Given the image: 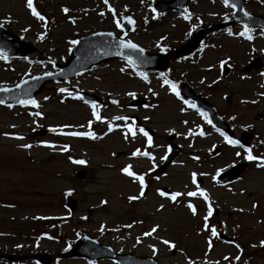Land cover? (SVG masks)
I'll return each instance as SVG.
<instances>
[{"label": "rangeland", "instance_id": "1", "mask_svg": "<svg viewBox=\"0 0 264 264\" xmlns=\"http://www.w3.org/2000/svg\"><path fill=\"white\" fill-rule=\"evenodd\" d=\"M155 1L109 0L120 23L125 15L135 19L128 33L123 35L103 0H33L34 7L45 16V22L30 14L26 0H0V24L37 47L26 56L7 55L6 60L0 59V78H7L0 87L13 86L45 72H56L57 63H64L71 56L75 45L68 42L73 39L79 40L98 31H112L148 52H161L158 41L161 47L166 44L179 47L197 28H192L193 24L208 27L211 23L223 21L225 14L230 16L234 12L231 6L225 7L222 0H190L187 9L192 19L186 21L182 12L154 13L149 5ZM214 6L218 10L213 12L210 9ZM62 7L69 8V12L63 13ZM246 8L264 15V0H246ZM100 12L104 15L101 16ZM243 27V23H234L208 33L197 49L186 56L171 59L164 71L144 73L127 60H109L68 80L47 81L35 98L39 108L20 104L9 108L0 104V252L48 253L54 257V264H118L108 258L91 261L86 257H60L72 243L87 234L116 252L153 257L165 264H188V260L193 264H264V247L259 243L264 240V167H258L256 161L243 159V149L227 144L220 132L196 109L188 108L182 99L168 91L167 86H162L164 78L160 75L164 73L178 85L187 82L210 100L222 116L227 119L235 117L229 119L235 136L241 140L242 132L250 131L254 136L251 147L260 145L264 151V95H261L264 93V66L245 70V66L258 56L264 62V35L261 34L264 29L250 28L253 39L248 40L236 35L243 31ZM229 29L233 35L228 34ZM41 33H44L43 39L39 38ZM167 51L166 48L161 53ZM107 52L115 53L119 49L112 48ZM221 60L226 63L221 65ZM225 65L230 69L227 74ZM121 68L125 71L121 72ZM61 87L73 94L88 90L105 99V105L96 104L102 120H94L91 116L92 102L85 103L62 94L57 91ZM149 88L157 95L153 96ZM226 96L232 98L231 103L227 102ZM136 97L146 99L147 103L129 106L128 101ZM110 100L117 103H110ZM182 107L184 112L180 111ZM35 111L43 115H29ZM121 116L129 119H113ZM146 116L147 120L144 119ZM89 120L93 121L91 131L95 133V139L60 132L37 133L38 129L64 125L71 127L63 128V131H88ZM133 122L137 135L132 138L129 134L125 139L127 129L124 125ZM108 123L113 125L111 132H108ZM144 126L154 131L151 146L138 132L140 127L145 129ZM169 129L174 131L169 132ZM189 129L196 134L185 136ZM200 130L205 132L202 137L198 134ZM16 135L23 136V139L15 138ZM171 135H174L173 139ZM41 141H47L52 147L41 144ZM171 142L180 146V153L166 170L157 172L161 157L166 156ZM22 144L31 147L25 149L20 147ZM64 145L69 146L67 151H62ZM216 147H221V151L209 155L208 151ZM136 148L149 151L153 159L132 157ZM236 152H241V156L237 157ZM69 156L86 163L74 164ZM193 156L199 159L194 160ZM240 161H248L249 165L237 180L227 185L212 180L217 169L224 170ZM153 164L155 168L149 171ZM125 165H131L136 174H145L146 194L137 201L127 199L130 195H138L139 184L120 171ZM82 168L88 169L83 179L76 176ZM191 172L203 179L200 187L206 190L213 206L209 229L205 231H201L202 217L206 215L203 197L182 195L177 203L157 193V189L164 186L181 193L195 190L190 180ZM67 194L76 198V212L68 209ZM101 200L106 203L102 205ZM189 202L197 209L195 216L186 207ZM254 203L258 205L256 208L252 207ZM160 204L165 205L162 210H158ZM49 216H70L71 222L64 221L54 231L40 218ZM101 224L104 225L103 231L100 230ZM128 224L132 227H126ZM156 224L159 225L156 233L150 237L142 235ZM212 226L218 233L233 237L234 242L210 237ZM209 238L213 244L211 250L206 245ZM161 239L169 240L175 247L169 249ZM149 245H155V255ZM224 256H228L229 261H224ZM236 256L240 257L239 261L235 260ZM0 264L41 263L20 260L16 263L0 261Z\"/></svg>", "mask_w": 264, "mask_h": 264}, {"label": "water", "instance_id": "2", "mask_svg": "<svg viewBox=\"0 0 264 264\" xmlns=\"http://www.w3.org/2000/svg\"><path fill=\"white\" fill-rule=\"evenodd\" d=\"M187 1L188 0H185L182 6L180 7H175L172 4V2L169 3L158 2L155 5V9L156 11H165L168 7L183 9ZM230 1L237 5L236 15L230 20H227L226 22L218 26L212 27L211 30L222 27L224 25L231 24L233 21H244V22L264 26V17L253 16L252 14H249L247 16L244 15L245 12L244 0H230ZM131 25L132 24H129L127 19H124L122 25L123 32L126 33ZM208 31L210 30L199 29L187 45L183 46L182 48L170 51L169 54L163 56L159 54H148L145 51L141 54L136 50L121 49V48L120 49L125 52L120 54H106V50L109 47L117 46L120 38H118L115 34H113L112 36H107V35H99V33H97L95 35L83 38L78 42L77 46L73 50L72 57L67 61L66 64L59 65V67L61 68L60 72L54 73L52 76L38 75L36 77H40V78L35 80L27 79L25 80L27 81V83L25 84L19 83L20 84L19 88H17L16 86L9 87L8 88L9 91L7 92L0 90V100H3L4 103H8V102H17L20 99L34 98L36 92L41 90V88L43 87L44 83L47 80L69 79L73 75L85 71L86 69L90 68L93 65L100 64L102 62H105L113 58H126L127 56L130 55L133 57L134 60L137 61L136 66H138L139 68L146 69L153 67L157 69H164L168 66L171 58L188 54L191 51H193L195 48H197L199 42ZM4 34H12V33L6 27L0 26V49H3L5 53L8 54L17 53L24 55L29 51L35 49L33 46L27 44L26 42L22 43L23 45H13V44L10 45L8 44V40L3 39ZM16 41L19 44H21L17 39ZM141 60L147 62L140 63ZM252 65L253 64L246 66V69L249 70L252 67ZM261 65L262 63L260 62V60H257L256 66L260 67ZM183 92L189 97H195L193 94H191L186 84L185 85L183 84ZM89 97L94 98L92 96ZM196 99L199 102V104L206 110V112L208 113L209 117L211 118L212 122L215 125H218L223 129L229 130L227 124L223 121L221 117H219V115L216 112V109L212 104L199 97H196ZM131 104H137L136 100L132 101ZM248 136L249 134L246 135V137ZM178 153H179V148L177 146H172L170 154L167 156L164 164L161 167V170L166 168ZM245 168H246V164L236 165L231 169L225 171L220 176L219 179L221 181H230L236 178L240 174V172L243 171ZM86 174H87L86 170H81L80 172H78V177L83 178L86 176ZM201 182L202 180L199 179L198 184H201ZM162 190L171 193V191L168 190L167 188H163ZM67 201L71 209L75 210L77 207L76 200L72 199L71 197H67ZM219 237L227 241L231 240L222 234H220ZM72 256H86L93 260L98 258H114L120 264H162L157 260L149 257H139L130 254L115 253L111 247L105 246L99 243L97 240L92 239L88 236H84L82 239H80L75 244L72 250H70L69 252L63 255V257H72ZM21 258H37L46 264H53L51 256L46 254H34L32 256L0 254V259H4V260L18 261Z\"/></svg>", "mask_w": 264, "mask_h": 264}, {"label": "snow or ice", "instance_id": "3", "mask_svg": "<svg viewBox=\"0 0 264 264\" xmlns=\"http://www.w3.org/2000/svg\"><path fill=\"white\" fill-rule=\"evenodd\" d=\"M103 3L107 6V9L109 12L112 13L113 15V20H114V23L116 25V27L119 29V28H122V25L120 23L119 20L116 19V13H115V10L111 7V5H109V0H103ZM222 3L224 4L225 7H228V6H231L232 10L235 11L236 8H237V5L235 3H232L230 5V0H222ZM150 8H152L151 5H149ZM26 8L30 11V14L35 17L37 20L41 21V22H45V16L40 14L37 9L34 7V3H33V0H26ZM61 11L65 14H67L69 12V8L67 7H62ZM152 11L155 12L156 9L155 8H152ZM243 11V10H241ZM100 15L103 16L104 13L103 12H100ZM182 18L184 20H191L192 19V16L191 14L189 13L188 9H184V11L182 12ZM244 15L247 16L249 15V13H247L246 11L244 12ZM70 19H72L71 17H69ZM155 18V17H154ZM125 19H127L128 23L129 24H132L133 23V20L131 17H125ZM197 20H199L200 18L199 17H196ZM224 19L225 20H228L229 19V16L227 14L224 15ZM73 22H75L73 20ZM197 27V25L193 24L192 25V28H195ZM25 31H27V29H25ZM251 29L249 28V26L247 24L244 25L243 27V31H240L238 33H236V35H239V36H243V37H246L248 40H252L253 37L252 35L250 34L251 33ZM191 34V32L189 33ZM228 34L229 35H233L232 31L229 29L228 30ZM262 35H264V31H262L261 33ZM99 35H107V36H112L113 33L111 32H108V33H99ZM126 35V34H125ZM40 39H43L44 38V33H41L40 36H39ZM161 40L164 39V37H161L160 38ZM69 44L71 45H76L78 43L77 40L73 39V40H70L68 42ZM157 46L159 47V50L161 52H164L166 51V48L165 47H161L159 45V41L157 42ZM117 47L118 48H121V49H132V50H136L138 51L139 53H143L144 52V49L143 48H140L137 44L133 43L131 40H127L125 39L124 37H121L118 41V44H117ZM0 59H7V55L5 54L4 50L3 49H0ZM25 59H27V57H25ZM127 61L133 66L135 67L136 64H137V61L133 59L132 56H127L126 57ZM147 61H144V60H141L140 63H146ZM50 63H52L53 65L55 64V61H50ZM226 63V61L224 60H221L220 61V64L221 65H224ZM121 72H124L125 69L124 68H121L120 69ZM53 73L52 72H45L44 73V76H52ZM141 76H143L144 74L143 73H140ZM161 77L164 78L163 80V85L162 86H167V89L169 92L173 93L176 97L180 98L183 100V103L185 105H187L188 108H192V109H196L198 112H199V115L201 117H203L208 124H212V121L208 118V113L207 112H204L200 109L197 108V105L195 103H192L191 101L189 100H186V99H183L181 96H180V92L178 90V87L176 85V83H174L172 80L168 79L164 73H161L160 74ZM264 75V74H262ZM40 77H32V79H39ZM145 79H147V77L145 76L144 77ZM216 81H213V83H215ZM27 83V81L25 80H21L20 81V84H25ZM201 83H203V80L201 81ZM20 84H17L16 87L19 88L20 87ZM0 90L2 91H9L8 88H0ZM58 92L62 93V94H66L67 96L69 97H73L74 99H77V100H83L84 98L80 95L79 92H76L75 94H73L72 91H69V89L67 88H64V87H61V88H58L57 89ZM148 91L153 95V96H156L157 93L154 92L151 88L148 89ZM127 95L129 96H132L134 95V93H127ZM261 95H264V93H262ZM45 100L48 99L47 96L44 97ZM85 103H89L88 101H84ZM253 103H255V101H252ZM4 101L3 100H0V104H3ZM17 103H19L20 105H32L33 107L35 108H39L40 105L38 103V101L34 98H28V99H20L17 101ZM113 104H116L117 101L116 100H113L112 101ZM9 108L12 107L11 104L8 105ZM145 107H156V105H146ZM98 106L96 105V103L92 102L91 103V116L94 118V120H97V121H101L102 120V117L100 116V114L98 113V110H97ZM181 112H184L185 111V108H181L180 109ZM29 115L31 116H35V117H41L43 115V113H41L40 111H35V112H31L29 113ZM113 119H116V120H128L129 118L128 117H124V116H121V117H113ZM145 120L148 119V117H144ZM229 119H235V117H229ZM93 121L92 120H89L87 122L88 124V127H89V130L88 131H63V128H70L71 126L69 125H64V126H61L60 128H55V127H52L49 129V131L51 132H60V134L62 135H68V136H73V137H89V138H92V139H95L96 138V135L93 131H91V125H92ZM183 123L187 124L188 122L187 121H183ZM12 127H15V125H13ZM80 127H84L83 125H81ZM124 127L127 129V132L125 134V139H128L129 138V134L131 135L132 138H135L136 135H137V131L134 130V122L133 123H130V124H125ZM197 127L199 128V125H197ZM113 131V125L111 123H108V132H111ZM169 132H173L174 129H169L168 130ZM216 131L217 132H220V135L223 136L224 140L227 142V144L229 145H233V146H239L243 149V159L245 160H248V161H256V160H261V163L258 165V167H264V158H261V157H257V156H254L252 154V150L248 147H245L240 140L238 139H233L232 137L226 135L224 132L220 131L219 128H216ZM138 132L140 134H142L143 137L146 138V143L148 146H151L153 144V138L152 136L149 134L148 131H146L143 127H140L138 129ZM179 135V133H177ZM196 133H193L191 129H189L187 131V133H185V136H192V135H195ZM201 137L205 135V132L203 130H200L199 133H198ZM5 136H8L9 133H4ZM15 138L17 139H23V136L21 135H16ZM41 144L47 146V147H52L51 144H49L47 141H41L40 142ZM20 147L22 148H30L31 145L30 144H22L20 145ZM68 145H64L63 148H62V151H67L68 150ZM189 147H191V145H189ZM115 155V154H114ZM235 155L237 157H240L241 156V152H236ZM131 156L132 157H146L148 158L149 160H152L153 157H152V154L149 152V151H141L140 148H136L134 151H132L131 153ZM68 159L74 163V164H79V165H83L86 163L85 160L83 159H78V160H73V158L71 156L68 157ZM165 159V157H161V160L163 161ZM192 159L194 160H198L199 157L198 156H193ZM155 168V164L152 165V168L149 169V171H152V169ZM120 171L126 175L127 177L131 178V180L133 182H138L139 184V193L138 195H130L127 197L128 201L129 202H132V201H137L139 199H141L145 194H146V183H145V174L141 173V174H136L134 171L131 170V165H125L123 166ZM223 171V169H217L216 170V174L212 176V180L215 181L217 179V176L220 175V173ZM199 175H205V173H199ZM197 177H198V174L196 172H191L190 173V180H191V184L194 186L195 190L193 191H187L185 193H181L179 191H175V192H171L170 194L166 191H163V190H160V189H157V193L160 197H163V198H166V199H169L170 201L172 202H179L178 201V197H181L182 195H185L187 197H203L204 201L206 202V215H204L202 217V221H203V228L201 229V231H205V230H208L209 229V224H208V221H209V218L213 215V206L209 200V196L206 192L205 189L201 188L197 182ZM157 180L160 179L159 176L156 177ZM185 187H187V185H185ZM100 203L103 205L106 203V201L104 200H101ZM258 205L257 204H253L252 207L253 208H256ZM165 207L164 204H160L159 205V209L158 210H162L163 208ZM186 207L188 208V210L191 212V214L193 216H195L197 214V209L196 207L194 206L193 203L189 202L187 203ZM41 219H44V217H40ZM126 227H129L131 228L132 227V224H128L126 225ZM159 228V225L156 224V225H153L149 231H146L144 232L142 235L145 236V237H150L152 236L154 233L157 232ZM104 229V225L101 224L100 225V230L103 231ZM210 237H218V232H217V229L215 226H212L210 228ZM51 239V237H49ZM140 242V238L137 237V243ZM161 243L164 244L165 246H167L169 249H172L175 247V245L173 243H171L169 240L167 239H161ZM260 245L262 247H264V240H261L260 242ZM206 245H207V248L209 250L212 249L213 247V244H212V240L211 238L207 239L206 240ZM237 249H240V245L239 244H236L235 245ZM17 247H19V245H17ZM149 247L152 249V253L153 255L156 254L157 252V249L155 247V245H149ZM252 247H255V245H252ZM229 257L228 256H224L223 257V260L224 261H229ZM240 257L239 256H236L235 257V260L239 261ZM188 264H193V261L192 260H188Z\"/></svg>", "mask_w": 264, "mask_h": 264}, {"label": "bare ground", "instance_id": "4", "mask_svg": "<svg viewBox=\"0 0 264 264\" xmlns=\"http://www.w3.org/2000/svg\"><path fill=\"white\" fill-rule=\"evenodd\" d=\"M210 10H213V12H214V11L218 10V7L214 6ZM105 20L106 19L104 18L102 21L104 22ZM6 82H7V78L6 77L0 78V85H4Z\"/></svg>", "mask_w": 264, "mask_h": 264}, {"label": "trees", "instance_id": "5", "mask_svg": "<svg viewBox=\"0 0 264 264\" xmlns=\"http://www.w3.org/2000/svg\"><path fill=\"white\" fill-rule=\"evenodd\" d=\"M55 222V220H53Z\"/></svg>", "mask_w": 264, "mask_h": 264}]
</instances>
